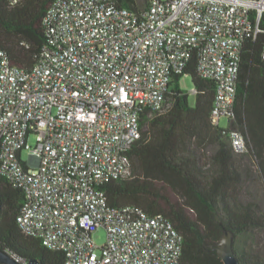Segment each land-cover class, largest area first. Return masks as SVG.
<instances>
[{
    "label": "built area",
    "instance_id": "2783aa9c",
    "mask_svg": "<svg viewBox=\"0 0 264 264\" xmlns=\"http://www.w3.org/2000/svg\"><path fill=\"white\" fill-rule=\"evenodd\" d=\"M263 23L264 0H149L141 12L118 0H54L34 65H14L0 49V173L26 192L23 233L63 252L65 264H182L175 225L111 205L104 186L132 176L142 115L168 109L170 82L195 55L199 76L216 82L213 125L235 154L248 152L238 78L245 40Z\"/></svg>",
    "mask_w": 264,
    "mask_h": 264
},
{
    "label": "trees",
    "instance_id": "16d2710c",
    "mask_svg": "<svg viewBox=\"0 0 264 264\" xmlns=\"http://www.w3.org/2000/svg\"><path fill=\"white\" fill-rule=\"evenodd\" d=\"M53 2L0 0V49L8 52L12 64L31 67L36 63L48 38L44 17ZM148 3L118 0L120 6L139 12ZM263 53L264 23L262 32L247 37L243 45L236 101V126L245 132L246 153L255 157L264 178ZM196 60L197 55L184 71L197 90L195 103H190L189 94L180 87L183 74L175 75L167 92L168 109L152 118L147 112L142 115L141 137L128 152L132 176L112 180L104 188L111 205L136 204L169 219L183 235L182 264H225L216 251L223 228L236 236L249 235L264 228V212L258 203L240 198L241 166L228 131L213 125L211 119L216 82L199 76ZM211 145L217 149L208 155ZM26 202V192L0 173V247L18 260L65 264L63 252L23 233L17 216ZM235 249L241 264H264V259L247 253L237 241Z\"/></svg>",
    "mask_w": 264,
    "mask_h": 264
},
{
    "label": "rangeland",
    "instance_id": "374dc122",
    "mask_svg": "<svg viewBox=\"0 0 264 264\" xmlns=\"http://www.w3.org/2000/svg\"><path fill=\"white\" fill-rule=\"evenodd\" d=\"M180 87L189 94V100L191 104L196 101L195 85L192 77L187 74H183L179 79ZM221 126H227L226 118L221 120ZM30 143L35 144V136L31 135ZM217 149V146L211 145L206 153L212 155ZM238 162L241 166L243 173V185L241 187L240 198L243 202L254 201L258 203L264 212V178L261 175L256 159L249 153L238 155L236 154ZM28 153L23 152V159L27 160ZM174 200H177L176 195H172ZM193 215V212L189 210ZM94 240L99 245L106 242L107 234L104 228H101L94 232ZM241 248H244L247 253L251 255H258L264 259V228L252 231L249 235L236 236V240Z\"/></svg>",
    "mask_w": 264,
    "mask_h": 264
},
{
    "label": "water",
    "instance_id": "95a60500",
    "mask_svg": "<svg viewBox=\"0 0 264 264\" xmlns=\"http://www.w3.org/2000/svg\"><path fill=\"white\" fill-rule=\"evenodd\" d=\"M236 234L233 230L223 228V236L216 246L218 255L223 259L225 264H241L235 249ZM1 264H43L39 259L32 258L27 263L19 261L7 250L0 247Z\"/></svg>",
    "mask_w": 264,
    "mask_h": 264
}]
</instances>
